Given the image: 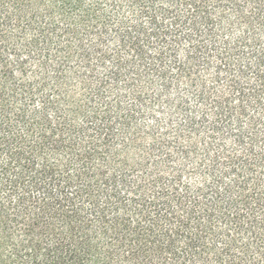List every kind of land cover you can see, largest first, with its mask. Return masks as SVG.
Listing matches in <instances>:
<instances>
[{
	"label": "trees",
	"instance_id": "1",
	"mask_svg": "<svg viewBox=\"0 0 264 264\" xmlns=\"http://www.w3.org/2000/svg\"><path fill=\"white\" fill-rule=\"evenodd\" d=\"M0 264H264V0H0Z\"/></svg>",
	"mask_w": 264,
	"mask_h": 264
}]
</instances>
